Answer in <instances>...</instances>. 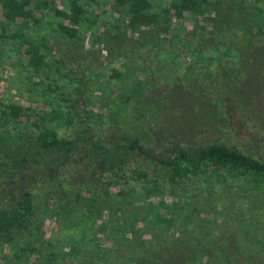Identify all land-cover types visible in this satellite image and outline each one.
I'll list each match as a JSON object with an SVG mask.
<instances>
[{
    "label": "rangeland",
    "instance_id": "374dc122",
    "mask_svg": "<svg viewBox=\"0 0 264 264\" xmlns=\"http://www.w3.org/2000/svg\"><path fill=\"white\" fill-rule=\"evenodd\" d=\"M72 1L38 0L43 13L36 17L42 23L25 25L26 35L46 36L53 47L63 21L58 11L69 13ZM147 2L156 26L132 28L127 6L78 0L84 9L79 44L90 54L93 72L84 84V109L96 133L104 139L116 131L135 135L160 156L176 145L224 144L264 157V94L255 89L234 97L229 85L261 62L264 80V61L255 59L260 51L239 43L243 30L264 31V0H204L199 15L181 19L173 16L170 0ZM3 25L0 21V34H5ZM5 26V35L11 36L12 28ZM186 32L201 41L187 39ZM122 41L153 46L127 53L132 61L126 62L118 49ZM9 42L0 39V116L24 107L22 113L30 116L20 126L28 123L34 133L68 137L67 123L76 117L74 78L83 77L86 65L59 63L35 76ZM153 48L161 52L154 54ZM239 97L258 98L252 112ZM149 98L146 125L134 110ZM49 101L64 107L66 118L59 119ZM152 165L155 171L152 162L145 163V170ZM69 167L62 187L41 169L37 178L36 172L28 174L22 187L31 189V218L10 239H0V264H151L166 256L171 264H207V257L220 254L232 264H264V181L255 186L244 172L221 179L204 173L183 183L154 179L147 184L133 176L93 194L85 188L88 165L75 160Z\"/></svg>",
    "mask_w": 264,
    "mask_h": 264
},
{
    "label": "trees",
    "instance_id": "16d2710c",
    "mask_svg": "<svg viewBox=\"0 0 264 264\" xmlns=\"http://www.w3.org/2000/svg\"><path fill=\"white\" fill-rule=\"evenodd\" d=\"M115 1L117 4L127 6L129 23L132 28L156 26V16L147 13L149 6L147 0ZM203 1L170 0L172 14L179 19L189 14L192 16L199 15L204 8ZM38 3V0H4L0 10V21L11 27L12 31H10L11 36L5 35L7 27L3 25L5 34L1 33L0 39L8 40L13 44L17 53L22 57L21 62L24 63V67H27V70L35 76H40L46 70L52 71V67L59 63L69 66L82 63L86 65V72L82 78H74V94H77L74 105L76 117L72 123H67L69 126L68 137L61 138L55 132H52L51 137L34 133L28 123H25L27 129L22 130L25 127L20 126V121L30 116L29 111L22 113L24 107L13 108L12 117L6 115V111L3 116H0V127L3 126L1 129L8 124H18L16 128L0 131V239H7L8 237L10 239L15 231L22 229L27 222L25 220L31 218V211L33 210L31 189L30 187L26 190L23 188L25 181L30 178L28 174L36 172L35 177L37 178L39 169H41L44 174L54 178L58 186L62 187L66 180L64 178L65 172L75 160H80L88 165L85 188L93 194L103 193L111 182L115 184L126 183V178L133 176L135 178L131 180H147V184H151L155 181L154 179L175 180L183 183L190 182L192 178L204 173L212 174L221 179L244 172L245 175H250V180L255 186L264 181V157L253 158L251 155L245 154L243 150L233 146L213 144L207 147L193 148L176 145L169 153L160 156L158 153L149 150L143 140L135 135L131 136L124 133L119 136L118 131H116L113 132L115 134L112 135V138L100 137L93 126L91 116L84 109L86 102L83 98L88 96L84 88L87 86L84 85L85 80H90L93 74L90 64L92 63L91 56L79 44V27L82 26L84 9L78 0H74L71 3L69 13L58 11L63 18V21L58 24L60 39L51 47L46 36L39 38L26 35L23 30L25 25L42 23L38 22L43 18L36 17L43 13V9L38 6ZM42 7L45 8V6ZM234 35L238 36V33H234ZM190 36L194 42L199 43L201 41L195 35L186 32V38L188 39ZM239 43L251 51H260V55L255 59L264 61V31L258 28H253L250 31L243 30ZM172 45L171 40L167 47ZM152 46L153 43L122 41L118 49L127 62L132 61V58L126 57L127 53L132 54V52L140 50L150 51ZM153 49L154 54L161 52L157 48ZM13 63L18 62L13 60ZM261 64L262 62L252 67L254 68L253 72L241 73L239 74L240 79L232 80L229 83L230 94L234 97L243 96L248 91H255V89L264 94V80L260 79ZM111 75L114 77L113 73ZM116 75L120 76V73ZM95 78L99 80L100 76L95 75ZM88 84L91 85L92 83L88 82ZM99 88H102V85ZM230 99L231 96H229V101ZM257 99L240 98L241 104L244 107H249L251 112L252 104ZM261 99L264 104V97ZM86 101L87 103L91 102L89 99ZM140 103L134 110L135 116L147 125L151 119V98L147 102ZM48 104L52 106L53 112L57 114L59 119L66 118L64 107L52 101H49ZM241 104L240 108L244 109ZM3 120H5L4 123ZM7 120L12 122L8 123ZM103 124L108 125L111 130L112 124L108 120H103ZM262 124L264 125V123ZM12 131L14 132L12 133ZM146 162L155 164V171L153 165L145 170ZM151 175H153V179ZM206 260L207 264H232L233 261L222 254L207 257ZM168 262L171 264L169 257L166 256L159 259V262L151 264H168ZM237 264H241V261Z\"/></svg>",
    "mask_w": 264,
    "mask_h": 264
}]
</instances>
